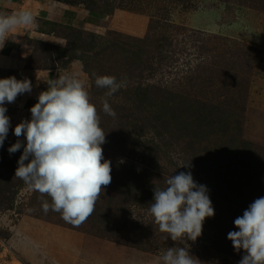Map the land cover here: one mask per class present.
Masks as SVG:
<instances>
[{"label":"rangeland","instance_id":"rangeland-1","mask_svg":"<svg viewBox=\"0 0 264 264\" xmlns=\"http://www.w3.org/2000/svg\"><path fill=\"white\" fill-rule=\"evenodd\" d=\"M96 1L98 11L120 12L127 24L139 16L142 23L111 26L100 15L116 36L93 32V26L74 27L82 30L77 37L61 33L56 23L36 21L46 37L29 40V65L49 77L32 85L28 107L48 80L64 73L82 80L106 133L102 148L111 183L93 214L74 227L59 213L45 214L40 194L15 171L9 180L1 178L0 264H162L169 247L188 248L199 264H238L244 252L233 249L227 234L264 197V0ZM84 5L74 0L72 8L86 12ZM98 75L115 76L123 86L105 97L107 89L94 82ZM102 97L115 118L103 113ZM124 98L137 105L130 108ZM18 139L24 142L9 133L5 141ZM10 146L3 144L0 153L23 151L10 154ZM188 163L190 168L181 166ZM129 166L136 179L127 174ZM182 171L207 187L214 216L205 219L195 241L174 242L149 215L148 199Z\"/></svg>","mask_w":264,"mask_h":264},{"label":"clouds","instance_id":"clouds-1","mask_svg":"<svg viewBox=\"0 0 264 264\" xmlns=\"http://www.w3.org/2000/svg\"><path fill=\"white\" fill-rule=\"evenodd\" d=\"M20 26H36L30 10L0 12V50L13 40V30ZM94 82L96 87L107 89L105 97L123 86L111 75L95 76ZM31 91L32 82L27 78H0V147L10 128L5 105ZM101 104L104 114L116 117L106 98H101ZM30 114V119L21 120L13 129L24 142L18 139L8 148L10 154L23 149L15 177L40 194L45 214L59 213L66 223L79 227L93 214L103 189L112 180L111 162L103 155L106 133L98 110L84 82L64 73L47 81ZM181 166L191 167L190 163ZM165 184L162 189L154 188L149 215L167 239L195 241L202 234L205 219L214 216L207 187L197 184L191 171L171 175ZM233 223L238 230L230 231L227 239L236 252H244L238 264H264V197L256 198ZM160 260L162 264H199L185 247H169Z\"/></svg>","mask_w":264,"mask_h":264},{"label":"crops","instance_id":"crops-1","mask_svg":"<svg viewBox=\"0 0 264 264\" xmlns=\"http://www.w3.org/2000/svg\"><path fill=\"white\" fill-rule=\"evenodd\" d=\"M0 7L9 9L11 12L28 9L33 13L36 21L42 20L71 25L84 30H94L93 32L96 29H104L107 32L114 33L112 36H116L117 33L113 32L103 23L104 17L84 12L81 9L70 8L53 0H0ZM124 20H126L125 16L117 11H114L108 18L111 26L137 28L142 23L139 16L137 19L134 18L129 24ZM92 27L95 29L92 30ZM41 36L46 37V34L39 30L37 22L34 28L20 26L13 30V40L7 41L3 50H0V78H7L9 76H14L18 80L27 78L32 82V85H39L40 83L43 85V82L48 79L49 75H43V71L30 67L29 57L32 53V47L28 42L30 38ZM47 38L44 39L46 40ZM30 96V93H25L18 96L14 103L5 105L7 108L6 115L10 118L8 135L9 133L13 134L16 123L21 122L25 118H30V110L25 107Z\"/></svg>","mask_w":264,"mask_h":264},{"label":"trees","instance_id":"trees-1","mask_svg":"<svg viewBox=\"0 0 264 264\" xmlns=\"http://www.w3.org/2000/svg\"><path fill=\"white\" fill-rule=\"evenodd\" d=\"M53 1H57V2H62V3H67V4H72L71 6H69L70 8H72L73 7V1L74 0H53ZM81 1H83V3L86 5V7H88V8H84L85 9V11L86 12H88V13H95V14H98V15H103V16H107V17H110L112 14H113V12H112V10L111 9H109V11L106 13V12H103V11H98V10H100V8H101V6H100V4H99V1H96V0H81ZM102 1H103V3H104V0H100V2L102 3ZM84 5V6H85ZM75 6V5H74ZM96 9V10H95ZM0 12H11L9 9H6V8H3V7H0ZM44 23L45 24H50V25H54L55 24V22H48V21H44ZM55 26H57L58 28H60V32L61 33H63V31L65 32V30H69L70 31V34H72V35H77V37L78 36H80L81 35V31L82 30H78V29H76V28H74V26H71V25H64V24H60V23H56V25ZM59 34V33H58ZM95 38H96V36H95ZM30 39H32V38H30ZM30 39H28V42H29V40ZM100 39L102 40V39H105V38H101L100 37ZM87 40L89 41H91L92 40V37L90 36V37H88L87 38ZM79 48L81 47V46H78ZM50 48H52V49H54L55 50V52H56V55L58 54H61V51L60 52H58L59 51V48L56 46V47H52V46H50ZM137 49V48H136ZM58 52V53H57ZM83 58V56H81V58L80 59H82ZM122 93H124V92H122ZM125 99V102L127 103V105L131 108V107H133V105L134 104H136L137 105V103H135V102H137L135 99H132V98H124ZM31 105V101H30V99H28L27 100V102H26V105H25V107L27 108V109H29V107L28 106H30ZM16 143V142H15ZM242 143H244V142H242ZM4 146H10V145H12V144H14V142H8V141H4ZM1 154V153H0ZM21 155V154H20ZM20 155L18 154V155H15L14 157H12V156H7V154L5 153V152H3V154H1L0 155V162L1 161H3V162H6V161H8L9 162V166H8V170H5L4 169V167H5V165L8 163H5V164H0V181H2L1 180V178H6V180L8 179L9 180V175L11 174V173H13L14 171H15V169L17 168V166H18V164H17V161H18V159H19V157H20ZM216 156H218V155H216ZM220 158V157H219ZM215 161H217V162H220V163H218V165H223V164H230V163H228V162H225L223 159H215ZM128 168V171H127V174H129V176H132L133 177V179H136L137 177L135 176V173H134V166H129V167H127ZM3 182V181H2ZM153 196H149V203H151L150 201L153 199L152 198Z\"/></svg>","mask_w":264,"mask_h":264}]
</instances>
